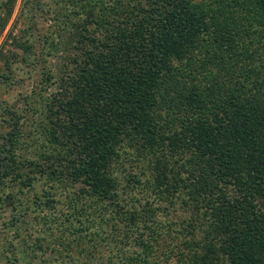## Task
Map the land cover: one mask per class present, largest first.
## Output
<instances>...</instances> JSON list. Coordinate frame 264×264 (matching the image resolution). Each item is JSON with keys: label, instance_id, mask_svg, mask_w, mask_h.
I'll list each match as a JSON object with an SVG mask.
<instances>
[{"label": "trees", "instance_id": "16d2710c", "mask_svg": "<svg viewBox=\"0 0 264 264\" xmlns=\"http://www.w3.org/2000/svg\"><path fill=\"white\" fill-rule=\"evenodd\" d=\"M37 1L2 82L33 54ZM51 2L73 48L40 60L27 108L0 101L1 229L49 207L33 251L60 242L55 264H264V0Z\"/></svg>", "mask_w": 264, "mask_h": 264}, {"label": "rangeland", "instance_id": "374dc122", "mask_svg": "<svg viewBox=\"0 0 264 264\" xmlns=\"http://www.w3.org/2000/svg\"><path fill=\"white\" fill-rule=\"evenodd\" d=\"M37 2H39V4L41 5L35 8L36 12H34V15L36 16V27L32 32L35 33L34 35L37 40H34L35 48L33 49V54L27 62L16 61V63H14L12 70L13 80L10 84L2 82V80H0V101L9 102L11 105L15 104L19 111L21 109L23 110L27 108L25 97L32 94L36 86L40 83L39 81L42 72L40 60H46L45 58H47V60H49V63H51V66L57 69V67H59V65L61 64L60 61L63 62V60L68 57L66 49L73 48L70 45L71 34L69 35L63 30H59V28L56 29V27L52 28V17L48 12L49 7L52 4L51 0H38ZM25 6V0H18L10 23L8 24L5 32L0 35V47L5 45L6 50H15L21 55L28 54L25 53L23 49L15 48V43L12 41V39L6 41V38L8 32H12V30H14V35L28 37L30 30L27 27L28 17L26 16L27 9H25ZM23 11L26 17L22 15ZM25 29L26 32H24ZM39 38L41 41L39 40ZM46 38H49L48 44L46 43ZM53 40L55 41L54 43L57 46L55 48H59L58 50L52 47ZM0 67H3L1 62ZM58 84V79H55L54 83L49 89V92H56L58 90ZM43 85L44 84L39 85L38 88L42 87ZM3 193V190L0 188V196H4ZM57 196L60 197V195ZM9 210H11V207L7 206L4 213H2L5 214V216L4 218L0 217L1 224L9 219ZM53 212V209L49 207H46L44 211L34 212L31 215L23 218V220L19 224L18 229L6 228L3 231V229H1L0 227V242H2L4 238H10L13 248L18 247L16 250L17 260L16 262H14V264H31V262L33 261V256H37L36 259H34V264H55L54 262L55 260H57V258H68L69 252L65 251L64 247L60 246V242L58 241H55V244L52 245V247L47 248L45 252H43L41 249H39L37 253L33 251V244L35 243V240L46 235L42 224L37 221L38 219L35 218V216H40V214L48 216ZM18 232L20 233L19 239L15 237ZM23 240L27 241L26 245H28L26 247H29V252L27 251L29 254L23 251V248L25 247L21 243L23 242ZM50 240H55V237H50ZM2 247L3 245L0 244V253ZM10 253L11 252H9L8 254L10 255ZM4 262H6V260H4Z\"/></svg>", "mask_w": 264, "mask_h": 264}]
</instances>
